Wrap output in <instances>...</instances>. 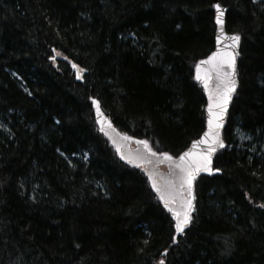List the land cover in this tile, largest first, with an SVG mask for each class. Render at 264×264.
<instances>
[{"label": "trees", "instance_id": "16d2710c", "mask_svg": "<svg viewBox=\"0 0 264 264\" xmlns=\"http://www.w3.org/2000/svg\"><path fill=\"white\" fill-rule=\"evenodd\" d=\"M218 1L240 36L237 88L219 174L197 178L176 237L89 100L152 152H186L204 129L193 72L213 51L211 0H0V264H264V0Z\"/></svg>", "mask_w": 264, "mask_h": 264}, {"label": "snow or ice", "instance_id": "6c2138e0", "mask_svg": "<svg viewBox=\"0 0 264 264\" xmlns=\"http://www.w3.org/2000/svg\"><path fill=\"white\" fill-rule=\"evenodd\" d=\"M213 7L216 9V24L220 26V35H217L216 43L218 46L222 45V41L225 40L230 43L223 45V51L218 48L217 51L213 52L207 59L200 61V63L196 65V79H202L206 89L208 88V81L212 79L209 74L210 72H215L218 81L216 92L209 93L208 131L203 134V137L199 141H193L192 149L183 153L178 161H173V158L168 153H160L165 160L174 163L175 168L179 170V185L176 189L179 201L175 198H170L166 200L165 203V206L169 208V211L172 212L175 218V231L177 233H183L185 227L191 220L190 213L194 210L193 200L195 199L192 192V184L195 175L201 171H220L219 168L213 169L211 167L212 153L216 151L217 146H224L218 130L222 125V117L231 99V93L236 90L235 57L237 53H235V48L240 41V36L236 34L229 36L223 32L224 10L219 3H216ZM57 55H59V53H57ZM202 65L209 67L207 69H202ZM73 67L75 68L77 66L73 65ZM202 70L205 72L203 77L200 75ZM93 103L96 105L97 113L100 114L99 102L93 101ZM138 143L142 144L152 156L157 155L155 152H152L147 141H138ZM199 145H207L206 150L198 151ZM152 186L157 192L161 191L155 180H153ZM185 192L187 193L186 196L184 195ZM161 199H165L163 194L161 195ZM177 203L178 207L175 206ZM261 207H264V204H262ZM160 264H164V261L161 260Z\"/></svg>", "mask_w": 264, "mask_h": 264}, {"label": "water", "instance_id": "95a60500", "mask_svg": "<svg viewBox=\"0 0 264 264\" xmlns=\"http://www.w3.org/2000/svg\"><path fill=\"white\" fill-rule=\"evenodd\" d=\"M216 3H219V1L218 0H211V10L213 13L212 22H213V26H214V35H213L214 47H213V51L209 54V56L213 52L217 51L218 48L221 51H223V45L230 43L229 41H226V40L222 41V45H220V46H218L216 43V37H217V35H220V26L216 24V20H215L216 9L213 7V5H215ZM222 9L224 10L223 32L229 36L233 35V34L227 33L225 30V8L222 7ZM238 49H239V43L235 48V53H237L235 59L238 56ZM205 59H207V57ZM205 59H202V60H205ZM202 60H200V61H202ZM200 61L198 63H200ZM196 65L194 67V74H193L194 75V81L204 89V96H205V105H204V109H203L204 129H203V132L201 133V135L199 136V138H197V140H195V141H199L203 137V134L206 131H208L209 93L210 92H212V93L216 92L218 81L216 79L215 72H210L209 74L211 75L212 79L209 80L208 88L206 89L204 87V81L202 79L201 80L196 79V76H197ZM201 67H202V69H207L209 66L202 65ZM204 74H205V72L202 70L200 75L203 77ZM235 79H236V88H237L236 75H235ZM234 92L231 93V98H232V95L234 94ZM93 101H95V100H90V104H91V110H92V115H93V119H94V124L96 126L97 131L99 132L100 135H102V137L108 142V144L111 147H113L117 150V153L120 155L119 158L121 160H123L126 165H128L129 167H131L133 169L141 170L142 173L149 179L150 187H151L152 191L154 192V194L157 196L158 200L160 201L162 208L166 212H168L170 215H172V220H173L174 225H175V223H176L175 218L173 217L172 212L169 211V208L165 206V203H166V200H168L170 198H175L177 201H179V196L177 195V192H176V189L178 188V185H179V180H178L179 170L175 168L174 163L165 160L164 157H162L161 155L152 156L144 148V146L142 144L138 143V141L133 140V139H128L126 137L121 136L114 129V127L109 123V121L106 119V117L102 113L101 109H100V114L97 113L96 105L93 103ZM230 102H231V99L229 100L227 108L223 114L222 125L218 130L220 136H221L222 129L224 127L225 118H226V114H227ZM220 139H221V137H220ZM131 143L134 144V148H131ZM192 144H193V142H192ZM192 144L190 145V147L188 148L187 151H190L192 149ZM206 148H207V145H199L197 150L203 151V150H206ZM222 148L223 147L217 146L216 151L212 153V159H213L214 155L219 150H221ZM120 150L122 152L121 154H120ZM179 157L173 161H178ZM159 166H164L166 169L165 172H161L159 169ZM211 167H212V164H211ZM218 174H219V172H216V171H213V172L201 171V172L197 173L193 179L192 192H193L194 182L199 176L212 177V176L218 175ZM150 177H151V179H150ZM153 180H155L157 186L161 189L160 192H157V190L155 188H153V186H152ZM162 194L165 196L164 200L161 199ZM184 195L186 196L187 193L185 192ZM193 204H194V200H193ZM170 206H172V205H170ZM175 206L178 207V203ZM191 214H192V212L190 213V215ZM186 227H185V229H186ZM175 233H176V236H180L182 234V233H177L176 231H175Z\"/></svg>", "mask_w": 264, "mask_h": 264}, {"label": "rangeland", "instance_id": "374dc122", "mask_svg": "<svg viewBox=\"0 0 264 264\" xmlns=\"http://www.w3.org/2000/svg\"><path fill=\"white\" fill-rule=\"evenodd\" d=\"M245 137V136H244Z\"/></svg>", "mask_w": 264, "mask_h": 264}]
</instances>
